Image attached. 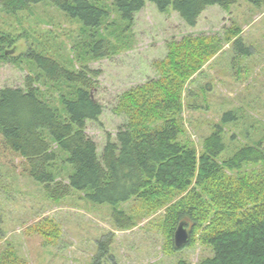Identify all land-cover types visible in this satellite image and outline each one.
Here are the masks:
<instances>
[{
  "label": "rangeland",
  "instance_id": "obj_1",
  "mask_svg": "<svg viewBox=\"0 0 264 264\" xmlns=\"http://www.w3.org/2000/svg\"><path fill=\"white\" fill-rule=\"evenodd\" d=\"M94 1L108 8L106 25L112 29L108 38L118 46L110 56L86 60L88 67L99 71L92 96L102 111L97 119L86 120V134L95 141L97 155L107 135L114 140L128 121L126 113L115 108L121 94L159 77L154 63L165 59L169 44L185 37L204 38L215 51L180 92L181 139L191 142L198 153L203 139L218 131L225 157L259 142L264 149V0H237L227 8L209 5L194 26L172 6L160 12L145 0L128 27L114 8L115 0ZM84 28L79 18L50 1L14 12L0 6V88H23L27 75L40 73L35 53L53 58L67 70L80 68L82 50L77 45L91 40ZM235 40L239 41L234 44ZM35 85L40 96L58 108L60 95L73 91L66 82L51 83L44 76ZM60 114L63 118L64 110ZM263 170L264 163L247 164L240 171L257 175ZM163 217L164 208L152 210L136 197L110 205L73 190L53 200L0 134V264H176L212 257V249L200 241L201 229L175 249L163 230ZM101 250L105 252L99 254Z\"/></svg>",
  "mask_w": 264,
  "mask_h": 264
},
{
  "label": "trees",
  "instance_id": "obj_2",
  "mask_svg": "<svg viewBox=\"0 0 264 264\" xmlns=\"http://www.w3.org/2000/svg\"><path fill=\"white\" fill-rule=\"evenodd\" d=\"M41 1L79 18L91 40L77 45L82 50L80 68L67 70L53 58L35 53L41 72L27 75L23 88H0V134L4 144L26 160L30 175L53 200L77 190L98 203L111 205L136 197L152 210L164 208L163 230L172 241L180 221L189 225V241L192 232L201 229L200 241L212 249V257L176 264H264V170L257 175L240 171L247 164L264 163L261 143L225 157L218 131L203 139L198 153L191 142L181 139L180 92L186 79L211 57L213 44L189 37L169 44L165 59L154 63L160 76L121 94L115 108L126 113L128 121L114 140L107 135L99 156L95 141L86 134V120L97 119L102 111L92 96L99 71L88 67L86 60L117 51L108 38L110 12L94 0H0V6L14 12ZM149 1L160 12L172 6L194 26L207 6L227 8L237 0ZM144 4L145 0L114 1L124 27ZM41 76L51 83L64 81L73 89L69 96L60 95V108L40 96L35 83Z\"/></svg>",
  "mask_w": 264,
  "mask_h": 264
},
{
  "label": "water",
  "instance_id": "obj_3",
  "mask_svg": "<svg viewBox=\"0 0 264 264\" xmlns=\"http://www.w3.org/2000/svg\"><path fill=\"white\" fill-rule=\"evenodd\" d=\"M186 223L180 221L176 229H174L173 243L176 248L184 246L189 241V231L186 230Z\"/></svg>",
  "mask_w": 264,
  "mask_h": 264
},
{
  "label": "bare ground",
  "instance_id": "obj_4",
  "mask_svg": "<svg viewBox=\"0 0 264 264\" xmlns=\"http://www.w3.org/2000/svg\"><path fill=\"white\" fill-rule=\"evenodd\" d=\"M178 224H179V223H178ZM178 224H177V225H178ZM176 227H177V226H176ZM175 229H176V228H175Z\"/></svg>",
  "mask_w": 264,
  "mask_h": 264
}]
</instances>
